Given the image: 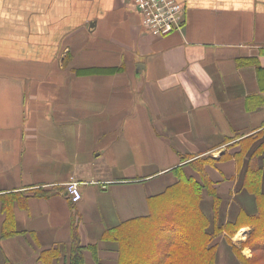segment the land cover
Returning <instances> with one entry per match:
<instances>
[{
  "label": "crops",
  "instance_id": "obj_1",
  "mask_svg": "<svg viewBox=\"0 0 264 264\" xmlns=\"http://www.w3.org/2000/svg\"><path fill=\"white\" fill-rule=\"evenodd\" d=\"M178 1L186 24L162 37L135 0H0V264H41L52 249L69 264L75 240L85 264H119L109 231L149 216L179 167L211 181V222L242 215L231 240L246 241L259 213L249 172L264 193V0ZM228 237L216 264H242Z\"/></svg>",
  "mask_w": 264,
  "mask_h": 264
},
{
  "label": "trees",
  "instance_id": "obj_2",
  "mask_svg": "<svg viewBox=\"0 0 264 264\" xmlns=\"http://www.w3.org/2000/svg\"><path fill=\"white\" fill-rule=\"evenodd\" d=\"M257 66L262 74L264 69ZM122 70L123 68L93 69L78 73H117ZM214 162L213 158L207 157L197 159L192 162V166L195 170L203 169L206 164ZM181 171L180 167L174 170L178 178L174 185L149 199L152 209L149 216L132 220L109 231V236L120 243L119 264H216L219 238L225 231L229 234V244L242 264H264V193L261 191V172L251 171L247 176L245 185L256 192L259 213L247 217L246 226H250L252 230L246 241L238 246L231 237L245 227L240 222L242 215L236 223L227 224L226 227H219L211 222L202 208L205 188H208L214 199V207L220 203L211 181L206 176L199 181L195 177L181 174ZM203 173L202 171L201 174ZM11 222L13 215L9 211L5 229ZM14 234L5 232L3 237ZM245 248L252 250L251 258L243 254ZM83 251L84 247L75 240L69 264H85ZM59 255L58 249L44 251L40 257L41 264H53L54 258Z\"/></svg>",
  "mask_w": 264,
  "mask_h": 264
},
{
  "label": "built area",
  "instance_id": "obj_3",
  "mask_svg": "<svg viewBox=\"0 0 264 264\" xmlns=\"http://www.w3.org/2000/svg\"><path fill=\"white\" fill-rule=\"evenodd\" d=\"M141 15V26L146 33L166 37L182 31L187 21V8L178 0H135ZM67 192L73 203L83 198L81 184L73 179L67 184Z\"/></svg>",
  "mask_w": 264,
  "mask_h": 264
},
{
  "label": "rangeland",
  "instance_id": "obj_4",
  "mask_svg": "<svg viewBox=\"0 0 264 264\" xmlns=\"http://www.w3.org/2000/svg\"><path fill=\"white\" fill-rule=\"evenodd\" d=\"M69 255H70V254H69ZM69 255L67 256L68 259H70V256H69ZM62 257H63V256H62ZM58 258H59V257H56V258H54V259L56 260V259H58ZM67 258H66V259H67ZM62 259H63V258H62ZM55 260H54V261H55Z\"/></svg>",
  "mask_w": 264,
  "mask_h": 264
}]
</instances>
